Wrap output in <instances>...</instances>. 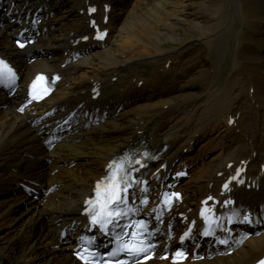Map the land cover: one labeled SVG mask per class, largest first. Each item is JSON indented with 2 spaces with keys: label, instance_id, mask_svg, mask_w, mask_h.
<instances>
[{
  "label": "bare ground",
  "instance_id": "bare-ground-1",
  "mask_svg": "<svg viewBox=\"0 0 264 264\" xmlns=\"http://www.w3.org/2000/svg\"><path fill=\"white\" fill-rule=\"evenodd\" d=\"M229 2L0 0V54L21 72L16 93H0V264H79L71 249L86 224L83 203L111 158L128 147L156 149V158L140 174L145 189L139 184L134 198L149 195L151 204H158L162 187L166 191L163 174L186 169L202 155L185 156L183 148L200 139L217 116L225 121L219 136L215 125L203 138L219 152L182 181L180 201L156 212L173 229L185 227L197 219L200 201L211 195L209 204L224 218L232 213L239 222L248 211L261 231L229 255L179 264H252L263 255L264 52L259 46L264 44V0ZM90 5L97 8L91 16ZM237 12L246 18L241 19L244 30H235ZM90 18L109 30L104 41L92 38ZM189 29L198 32L193 40L179 32ZM19 31L33 34L35 43L16 49L12 39ZM85 35L86 41L76 42ZM169 41L179 45L161 48ZM204 46L219 63L211 84L210 61L199 53ZM229 54L241 72L231 69L218 85L222 58ZM40 71L61 80L44 101L17 112L23 85ZM77 71L79 77L73 76ZM230 80L235 85L226 89ZM64 119L72 124L69 130L61 124ZM53 133L59 139L53 141ZM240 161L246 167L242 183L223 189L224 177ZM25 185L42 192V198H27ZM143 264L171 263L153 258Z\"/></svg>",
  "mask_w": 264,
  "mask_h": 264
},
{
  "label": "snow or ice",
  "instance_id": "snow-or-ice-1",
  "mask_svg": "<svg viewBox=\"0 0 264 264\" xmlns=\"http://www.w3.org/2000/svg\"><path fill=\"white\" fill-rule=\"evenodd\" d=\"M95 11V9H91ZM98 39H103V35H98ZM23 44H20V47H23ZM7 82L10 86L15 82V73L12 69L2 60H0V83ZM36 98L35 96L33 97ZM129 163L128 161H121L119 163L113 162L109 165V173L105 178L97 182L96 185V198L95 200H89L88 203L91 206L89 211L91 213V223L94 226H98V230L104 233L105 235L110 234V231L114 227H121V233H117L115 239L117 240V247L108 253V256L111 258H117L121 256L122 253H126L129 257H139L142 253L147 251L145 247V241L142 238L143 230H146L147 226L143 221L133 222L127 225H120V221L132 212V209L125 210L122 205H127V193L128 189L132 186L133 183L137 182L134 178L130 179V173L125 168V164ZM139 163V162H137ZM130 166V165H129ZM242 183V181H241ZM225 189L228 185L225 184ZM178 195V194H173ZM211 199V197H209ZM165 201L170 202L167 194H165ZM147 203V201H142ZM207 204V201L204 202ZM209 211L205 209L201 213L209 225L215 223L211 217L205 213ZM229 222H232V219L229 218ZM240 223H252L250 216L246 215L243 217ZM134 228L136 231L130 233L131 239H124L128 236L129 233L123 231V229ZM188 234L186 233L185 236ZM204 236H211L213 232L211 229H207L203 233ZM184 239L183 237L181 238ZM220 244H227V240H219ZM85 252H88V256H94V253L90 252L88 249H85ZM80 259L85 262V264H93L88 259V256L80 255ZM184 253L181 251L176 252L177 258H183ZM104 264H113V260L109 259L104 261ZM114 264H128V261L122 259H115ZM135 264H139V261H136ZM260 264H264V261H261Z\"/></svg>",
  "mask_w": 264,
  "mask_h": 264
},
{
  "label": "rangeland",
  "instance_id": "rangeland-1",
  "mask_svg": "<svg viewBox=\"0 0 264 264\" xmlns=\"http://www.w3.org/2000/svg\"><path fill=\"white\" fill-rule=\"evenodd\" d=\"M230 0H224V2H225V4H226V6H227V4H229L230 5V3L231 2H229ZM210 11H209V14H212V13H210V12H212V10H214V7L211 5V7H210ZM219 13H221V10H219L218 11ZM208 14V13H207ZM237 14H238V12H237ZM239 15V14H238ZM242 18L240 17V15L239 16H237V19H236V22H235V30H238V29H240V30H244V29H246V25L243 23V21L242 20H246V18L244 17L242 20H241ZM242 21V22H241ZM241 23H242V25H241ZM244 24V25H243ZM180 32V34L182 35V36H185V39H188V40H193L192 38L193 37H196L197 35H198V32H197V30L196 29H189V30H187V31H183V30H180L179 31ZM210 44V43H209ZM179 45V43H174V42H171V41H169V42H166V43H163L162 45H161V48H163V49H165V48H169V49H171V48H174V47H176V46H178ZM137 46H135V48H136ZM261 48H262V51H264V44L263 45H261ZM207 48H206V46H204V47H201L200 49H199V53L201 54V56L202 57H205V56H207V58H208V60L210 61L209 63H211V64H213V65H215V66H218L219 67V63L217 62V61H211V57L213 56V55H211V54H208L207 55ZM231 57V58H230ZM234 56H232V55H227V56H225L224 57V59L222 58V61H223V64H222V67H221V71H220V74H221V76L219 75V77L217 76V84L218 85H220V83L224 80L223 78H225L226 76H228V75H230L229 73H230V70L232 69H234V68H240V66H241V64L240 63H238L237 62V64H236V66L237 67H235L234 66ZM228 59V60H227ZM217 70H218V68L216 69V71L214 72L215 74L217 73ZM80 72V71H79ZM78 72V73H79ZM77 73V75H79ZM213 73V74H214ZM236 76V79H237V73H234L233 74V76ZM215 79V77H213V78H211L210 79V84H211V81H213ZM235 80H230V82L228 83V85H226V89H227V86L230 88L231 86L233 87L234 85H235V83H233ZM228 88V89H229ZM205 113H206V110H205ZM204 113V114H205ZM222 130V129H221ZM203 133H205V129H204V131H202L201 132V134L199 135V138H202L203 136H204V134ZM218 133L220 134V131H218L217 133H215L214 135L215 136H217L218 135ZM206 134V133H205ZM219 136V135H218ZM205 140L206 139H204L203 141H200L199 143H201V144H204L205 143ZM198 146H200V144L198 145ZM197 146V147H198ZM217 152V150H213V151H208L207 152V156H209V155H212V154H214V153H216ZM22 208H24L23 206H21ZM29 214H31L32 212L31 211H29L28 212Z\"/></svg>",
  "mask_w": 264,
  "mask_h": 264
}]
</instances>
